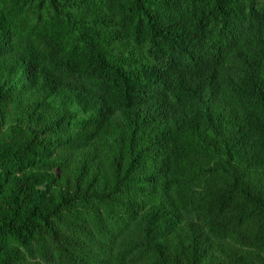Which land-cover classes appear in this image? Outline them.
Wrapping results in <instances>:
<instances>
[{
	"label": "trees",
	"instance_id": "obj_1",
	"mask_svg": "<svg viewBox=\"0 0 264 264\" xmlns=\"http://www.w3.org/2000/svg\"><path fill=\"white\" fill-rule=\"evenodd\" d=\"M0 264H264V0H0Z\"/></svg>",
	"mask_w": 264,
	"mask_h": 264
}]
</instances>
